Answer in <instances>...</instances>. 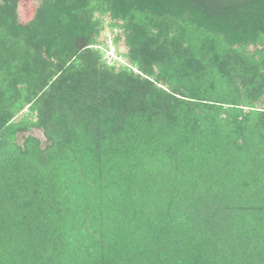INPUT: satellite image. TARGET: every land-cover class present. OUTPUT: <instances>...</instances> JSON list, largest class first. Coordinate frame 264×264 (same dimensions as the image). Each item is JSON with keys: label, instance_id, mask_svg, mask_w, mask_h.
Masks as SVG:
<instances>
[{"label": "trees", "instance_id": "obj_1", "mask_svg": "<svg viewBox=\"0 0 264 264\" xmlns=\"http://www.w3.org/2000/svg\"><path fill=\"white\" fill-rule=\"evenodd\" d=\"M20 1L0 264H264V0Z\"/></svg>", "mask_w": 264, "mask_h": 264}, {"label": "rangeland", "instance_id": "obj_2", "mask_svg": "<svg viewBox=\"0 0 264 264\" xmlns=\"http://www.w3.org/2000/svg\"><path fill=\"white\" fill-rule=\"evenodd\" d=\"M40 0H21L19 3V17L22 21H29L33 18L35 10L39 4ZM117 52H122L126 50V46L123 43L115 45ZM122 58V57H121ZM32 134L38 136L42 141L45 140L42 130L33 129Z\"/></svg>", "mask_w": 264, "mask_h": 264}, {"label": "built area", "instance_id": "obj_3", "mask_svg": "<svg viewBox=\"0 0 264 264\" xmlns=\"http://www.w3.org/2000/svg\"><path fill=\"white\" fill-rule=\"evenodd\" d=\"M106 56L108 57V59L113 60L114 59V50L113 48H110V50H108Z\"/></svg>", "mask_w": 264, "mask_h": 264}]
</instances>
